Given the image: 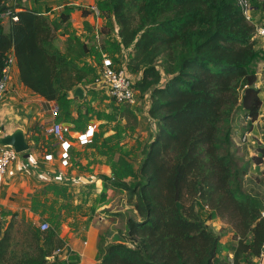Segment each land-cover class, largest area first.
Listing matches in <instances>:
<instances>
[{
	"label": "trees",
	"instance_id": "trees-1",
	"mask_svg": "<svg viewBox=\"0 0 264 264\" xmlns=\"http://www.w3.org/2000/svg\"><path fill=\"white\" fill-rule=\"evenodd\" d=\"M21 1L0 0V81L14 56L25 86L45 100H64L94 71L93 67H79L78 61L91 51L100 57L102 53L95 50V44L70 33L65 25L67 14L52 21ZM263 2L105 1L118 25V38L110 40L114 29L103 28L101 48L113 58L126 50L129 71L142 73L135 87L142 94L150 93L148 113L157 130L141 166L143 183L130 186L101 176L99 202L107 203L117 188L124 190L137 215H126L124 238L110 243L106 239L107 250L105 238L100 240L101 257L90 264H218L220 238L207 228L209 216L202 208L233 229L232 264H252V257H261L264 213L233 178V160L223 150L224 143L231 141L230 127L223 139L220 133L223 124L230 125L244 89L251 96L246 106L249 123L260 114L262 101L249 86L255 24L246 17L245 9L246 4ZM84 28L93 30L88 21H84ZM59 30L68 35L64 51L55 48L54 35ZM131 117L137 123L134 110L124 108L120 118L130 124ZM261 148L264 153V144ZM67 187L59 188L61 194H66ZM104 213L111 220L123 217L121 212L106 208ZM16 219L14 216L4 231L0 224V264H48L55 250L62 248L69 262H80L56 228L42 231ZM16 224L27 226L34 241L28 254L17 255L12 249Z\"/></svg>",
	"mask_w": 264,
	"mask_h": 264
},
{
	"label": "rangeland",
	"instance_id": "rangeland-1",
	"mask_svg": "<svg viewBox=\"0 0 264 264\" xmlns=\"http://www.w3.org/2000/svg\"><path fill=\"white\" fill-rule=\"evenodd\" d=\"M100 1V9L103 12L99 10V16L103 13L109 21L104 30L111 31L113 28L111 10L108 9L105 3L106 0ZM96 3H91L90 6L94 5L96 8H99ZM245 15L255 24V32L251 36V39L254 41L255 57L250 62L249 86L257 91V94L261 97V110L258 118L253 124H250L246 115V106L250 104L251 96L247 89L242 90L239 103L231 114L230 125H222L220 136L223 139L225 129L230 127L231 141L224 143L223 150L227 151L233 160V178L237 179V182H240V187L244 192H250L264 212V176L262 175L264 170V153H262L261 148L264 144V35L256 33V30L259 28H264V2L246 4ZM57 16L61 17L59 13L55 17ZM3 19L6 27H8V18L4 17ZM72 28H76L77 33L81 32L80 35L85 30L84 24L82 25L78 21L72 24ZM61 30L55 33L54 43L55 48L64 51L67 39L65 35L67 34L63 35ZM70 33L72 35L76 34L72 31ZM109 36L111 37L110 40H113V37ZM82 38L88 41L89 45L104 43L103 34L100 31L89 38L82 35ZM95 50L98 49L95 48ZM95 53L96 51H91L87 58L78 61V65L81 68H94V71L90 72L87 78L79 83V87L83 88L84 96L86 97L81 98L75 94V90H72L64 100L59 102L56 100H46L49 103L39 106L38 112L40 114L37 112L31 114L20 110L18 115L23 119L22 122H26L25 132L29 134L27 138L29 143L36 148L37 152H41L42 155L45 149L58 146V144L56 145L57 141L46 132V128L50 124V109L52 110L54 106L61 108V116L58 120L66 124H72L74 132L84 131L91 124L97 125L93 143L80 146L78 142H74V146L70 151V163L68 165L63 166L58 155L54 158L57 164L67 167L70 173L72 170L81 171V168L87 169L84 171H86V175L91 179L90 182L92 183H85L81 187L80 185L72 186V188L67 187L66 194H61L59 190V192L55 190L54 193H49L50 198L48 202L36 201L38 205L44 207V215L39 213L41 217L37 220L36 224L28 219V222L32 223L35 228H38L43 221H47L50 227L60 230V233L64 234L65 239L68 241L69 238L76 239L81 243L90 238L94 243L97 241V253H94V258L97 260L99 256L101 257V253H99L100 240L105 238L104 244L108 247L106 239L108 243L123 239L126 229V215H137L132 204L128 201L127 192L117 188L114 197L107 202L108 206L105 207L107 210L113 212H121L123 217L113 220L108 218L107 214L104 213L102 203L99 202L100 193L97 190V184L101 181L102 175L117 178L130 186L143 183L145 179L140 174V170L147 150L154 139L157 127L155 126L154 119L148 113L150 104L149 92L140 93L137 104L123 105L114 102L101 90L91 87L93 77L96 75L102 59V57ZM158 67L164 73L160 63H158ZM133 76L136 79L135 73ZM126 107L134 110L135 116L138 118L137 123L134 124L133 117H131L132 123L130 124L127 120L120 118ZM254 161H262V164L258 166V163ZM248 169L251 171V174L249 178L244 179L243 172ZM25 182L24 178L18 179L13 183V186H6L5 183V189H2L3 186L0 189V224H2L3 231L8 227L14 216L17 219L23 217L21 215L23 210L21 207L26 206L28 203L25 185L31 186L30 184L33 181L30 179L29 182ZM79 193H83L82 200H79L80 197H77ZM2 194H4L3 198L1 197ZM39 198L41 197L39 196ZM39 198L37 197V200ZM5 203L7 204L5 205ZM202 211L206 217L209 216L205 220L207 228L220 238L216 253L217 263L232 264L231 259L235 246L233 242L236 241L232 237L233 229L224 219L215 216L209 210L202 208ZM13 245L12 249L17 255H25L32 251L34 241L31 235L28 234L27 226L21 224L15 225L13 230ZM105 246L104 249H106ZM65 251L63 248V251L58 255L62 254V256H66ZM230 252L232 254H229ZM86 255L87 257L82 256L84 261H93V258H91L92 254Z\"/></svg>",
	"mask_w": 264,
	"mask_h": 264
},
{
	"label": "crops",
	"instance_id": "crops-1",
	"mask_svg": "<svg viewBox=\"0 0 264 264\" xmlns=\"http://www.w3.org/2000/svg\"><path fill=\"white\" fill-rule=\"evenodd\" d=\"M83 1H87L88 4H86L87 2H83ZM99 1L100 0H22L21 2L24 6L40 12L42 15H44L45 17H47L49 20H52V21L60 20L61 17H58V16L55 17L57 13H59L60 16L64 13L67 14L69 19L65 23L68 26V29L69 30L71 29L70 31H72L73 33L75 32L76 35L78 36L82 37V35H84L86 38L87 37L89 38V37H92V35H94L95 33L99 31L101 32L102 29L106 27V25H108L109 23L108 18L106 17V15H103V13L100 16H96L89 10L90 4L91 3L95 4L96 2H97L96 3L97 6L99 7V10H101L100 5H99L101 1L100 2ZM111 15H112V12H111ZM76 21L82 23V25L84 24V21H88L91 27L93 28V30L91 32L84 30L82 32V35H80L81 32L77 33L76 28L74 29L72 28V24L75 23ZM112 21H113L112 23H113L114 32L111 36L112 37L115 36V38H118V34L116 32L118 25L113 16H112ZM65 37L67 38L68 35H65ZM109 38L111 37L109 36ZM133 74L134 73L130 72V75L135 82L141 79L142 77L141 72L135 73L136 79L134 78ZM9 75L11 79V87H10L9 93L6 96V98L0 102V116H1L2 124H3L0 138L4 140L5 138L15 133L20 132L24 135L25 140L27 144L29 145V148L23 152H20L18 158L13 162V164L10 165L9 170L5 177L4 183L2 185L3 186L2 189L3 190L5 189L4 187L5 183H6V186H9V185L13 186V183L18 179L24 178L26 181L25 183L29 182L30 179L33 181V183L30 184L31 186H27V184L25 185L26 186L25 194L27 195L28 203L26 204V206L21 207L23 209L21 212V215L23 217L21 219L25 218L24 220H26L27 218V221L28 219H30L33 221L34 224H36L37 220H39V218L41 217L40 214L44 215L43 213H45L44 207L42 205H38L36 201H42L44 203L48 202L50 198L49 193H54L55 189L59 190L60 187L61 189H63L67 185H70L69 187L71 188L72 186H77V185H80L81 187L85 183L91 184L92 182H90L91 179L87 177L86 171H84L87 169L85 168L80 167L82 169L81 171L72 170L70 173L67 167H63L61 164H57L55 162L56 161L55 159L51 161L45 160L44 158L45 154L49 152L51 153L53 152L54 158L58 155L59 160H61L60 159L61 148L59 145L56 147L54 146V147H49L45 149L44 154L42 155L41 152L39 151L37 152L36 148L29 143L27 139L29 134H26L25 132L26 122L25 121L22 122L23 119L19 117L18 113L20 110L29 112L31 114H33L34 112L39 113L38 112L39 106L45 103L47 104L49 102L46 101L42 96L34 93L31 89H29L27 86H25L22 83L21 78H20L19 68L16 63V59L14 60L13 64L9 68ZM259 98L261 99L260 96ZM150 104H151V99H150ZM51 111L52 110L50 109V120L52 119ZM69 125H72V124H69ZM75 131H78V130H75ZM75 141L77 142L76 139H73L72 141L73 144ZM70 165L72 166V164ZM250 174H251V171H249V169L246 170L245 174L243 175V178L244 179L249 178ZM109 187H112V186L109 184ZM102 189H103V181L101 179L99 184H97V190L100 193ZM3 195L4 194L1 195L2 198H3ZM39 196L41 198H39ZM37 197L39 198L38 200H37ZM77 197H80L79 200H82L83 193H79ZM253 199L256 205L261 209V206H259V204L256 202V199L255 198ZM6 204L7 203H5V205ZM102 205H103V208H106L108 206V203H102ZM43 222H47V221H43ZM39 226H38V229L40 228ZM56 231L59 237L65 242V246L67 248H70L73 254L80 257V262L79 263H72L71 261L69 262V259L67 260V257L62 256L61 254V255H57L56 257L53 256L52 260L48 264H90V263L97 262V260H95L94 258V253L95 254L97 253L96 251L97 241L96 243H94L91 238L89 240H84L85 242L83 241V243L73 238H69V241H68L65 239L64 234L60 233V230H56ZM232 233H233V230H232ZM234 243L235 242H233V244ZM107 248L108 247L106 246V249ZM86 254H90V255L92 254L93 256L91 258H93L92 259L93 261H90V262L84 261L82 256L87 257ZM229 254H232V252H230ZM256 262H260V264H264V252L262 253L261 257L258 259L255 257H252V264H255ZM242 264H246V263H242Z\"/></svg>",
	"mask_w": 264,
	"mask_h": 264
},
{
	"label": "built area",
	"instance_id": "built-area-1",
	"mask_svg": "<svg viewBox=\"0 0 264 264\" xmlns=\"http://www.w3.org/2000/svg\"><path fill=\"white\" fill-rule=\"evenodd\" d=\"M89 10L96 16H99L100 14L99 8H96L94 5L90 6ZM256 31L257 34L264 35V28H259ZM101 45L102 44L100 43L95 44V48L100 50L102 53V59L100 66L98 67V71L93 77L91 87L106 93L114 102L118 104H137L140 92L135 87V81L130 75L128 68L129 57L126 50L122 49V54L120 55L118 53L115 55V58H113L108 52L102 50ZM14 60L15 57L12 56L10 58L9 65L3 70V77L0 81V102L5 99L9 93L11 87L9 68L13 64ZM51 113L52 119L49 121L50 124L46 128V132L51 135L60 146V159L62 165L66 166L69 164L70 151L73 147V139H76L78 144L81 146L88 145L93 141L97 125L91 124L84 131L74 132V127L72 125L58 120L61 116V108L59 106H54ZM2 125L0 116V134L2 132ZM18 156L19 152H17L12 145L5 144L2 138H0V189L2 188L10 165L13 164ZM44 158L47 161L53 160V152L46 153ZM39 227L42 231H46L50 228V224L48 222H43ZM62 251L63 248L57 249L53 256L58 255ZM255 264H260V262H256Z\"/></svg>",
	"mask_w": 264,
	"mask_h": 264
},
{
	"label": "water",
	"instance_id": "water-1",
	"mask_svg": "<svg viewBox=\"0 0 264 264\" xmlns=\"http://www.w3.org/2000/svg\"><path fill=\"white\" fill-rule=\"evenodd\" d=\"M12 5H13V3H12ZM75 94L77 96L83 98L84 97L83 88H81V87L76 88ZM3 142L5 144L12 145L17 150V152H19V153L23 152L29 148V145L27 144L24 135L20 132L15 133V134L5 138L3 140ZM263 252H264V249H263Z\"/></svg>",
	"mask_w": 264,
	"mask_h": 264
}]
</instances>
